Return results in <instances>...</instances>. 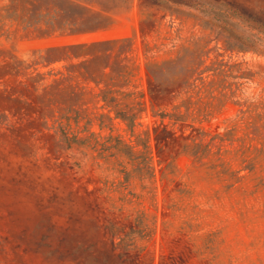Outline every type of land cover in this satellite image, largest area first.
Returning a JSON list of instances; mask_svg holds the SVG:
<instances>
[{"label":"rangeland","instance_id":"obj_1","mask_svg":"<svg viewBox=\"0 0 264 264\" xmlns=\"http://www.w3.org/2000/svg\"><path fill=\"white\" fill-rule=\"evenodd\" d=\"M106 39H130L129 89L146 103L135 134L157 176L122 211L59 146L34 67L21 69L56 72L64 52L50 48ZM195 80L213 82L208 119L162 122ZM139 211L153 233L125 250L109 226L124 237ZM0 264H264V0H0Z\"/></svg>","mask_w":264,"mask_h":264},{"label":"trees","instance_id":"obj_2","mask_svg":"<svg viewBox=\"0 0 264 264\" xmlns=\"http://www.w3.org/2000/svg\"><path fill=\"white\" fill-rule=\"evenodd\" d=\"M129 42L130 39H106L52 47L49 52H64V56L56 61L66 62L56 72H40L35 68L37 62L35 66L21 62L25 72L34 67L36 73L30 80L42 86L39 98L45 115L53 123L59 146L70 153L74 165L80 167L85 163L100 171L105 191L119 194L116 201L119 211L124 205L135 204L143 197L132 189L134 184H139L144 192L149 188L148 183L157 181L149 140L143 134H135L136 124L146 112V103L142 92L129 89L136 76L127 63L131 51L127 47ZM46 75L53 78L43 84ZM195 82H185L187 97L173 108L174 112L160 114L162 122L169 119L174 124L189 120L203 123L208 119L210 109L214 107L209 99H216L213 82L202 81L200 85ZM117 121L127 125L136 137L135 144L113 131L107 135L102 133ZM95 125L100 131L93 129ZM202 146L192 139V143L185 145L184 153L199 161L203 158L200 154ZM173 172V166L168 165L163 176L166 178ZM109 231L120 238L118 246L125 250L135 247L138 239L144 240L153 233L150 220L143 211L137 213L124 237L120 236L124 229L116 223L110 224Z\"/></svg>","mask_w":264,"mask_h":264}]
</instances>
